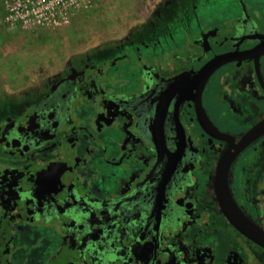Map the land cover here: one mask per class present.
Wrapping results in <instances>:
<instances>
[{"label": "flooded vegetation", "instance_id": "1", "mask_svg": "<svg viewBox=\"0 0 264 264\" xmlns=\"http://www.w3.org/2000/svg\"><path fill=\"white\" fill-rule=\"evenodd\" d=\"M197 1L0 90V264H264L216 195L264 123V0L217 19ZM226 177L264 231V131Z\"/></svg>", "mask_w": 264, "mask_h": 264}, {"label": "rangeland", "instance_id": "2", "mask_svg": "<svg viewBox=\"0 0 264 264\" xmlns=\"http://www.w3.org/2000/svg\"><path fill=\"white\" fill-rule=\"evenodd\" d=\"M180 0H0V90L38 73L110 34L121 33L159 6ZM251 2L254 0H244ZM236 0H198L208 18L237 13Z\"/></svg>", "mask_w": 264, "mask_h": 264}, {"label": "water", "instance_id": "3", "mask_svg": "<svg viewBox=\"0 0 264 264\" xmlns=\"http://www.w3.org/2000/svg\"><path fill=\"white\" fill-rule=\"evenodd\" d=\"M223 61V57L213 59L199 71L197 78L205 80L221 63H223ZM262 131H264V123H261L246 133L242 139L233 146V151H229L220 160L216 175V195L220 209L226 219L245 237L264 248V231L250 222L237 208L229 192L226 177L229 163L236 153L248 145Z\"/></svg>", "mask_w": 264, "mask_h": 264}]
</instances>
